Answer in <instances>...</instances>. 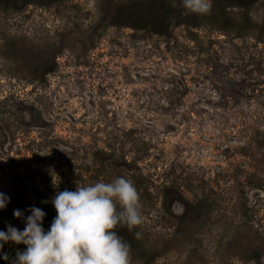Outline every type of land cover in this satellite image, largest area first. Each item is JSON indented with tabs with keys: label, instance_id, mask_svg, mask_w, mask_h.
<instances>
[{
	"label": "rangeland",
	"instance_id": "1",
	"mask_svg": "<svg viewBox=\"0 0 264 264\" xmlns=\"http://www.w3.org/2000/svg\"><path fill=\"white\" fill-rule=\"evenodd\" d=\"M148 1L0 9V223L35 206L49 230L57 191L124 177L145 218L118 234L131 264H264V0L235 24L212 0L171 36L142 27Z\"/></svg>",
	"mask_w": 264,
	"mask_h": 264
},
{
	"label": "clouds",
	"instance_id": "2",
	"mask_svg": "<svg viewBox=\"0 0 264 264\" xmlns=\"http://www.w3.org/2000/svg\"><path fill=\"white\" fill-rule=\"evenodd\" d=\"M182 15L210 13L212 0H181ZM75 191H57L51 199L57 215L46 232V213L35 206L28 209L23 231L11 226L0 231V248L8 242L26 245L17 250L10 264H131L130 245L115 231L126 227L133 232L144 223L143 205L133 181L116 177L110 182L90 185L75 182ZM53 187L58 184L53 181ZM10 198L0 192V209ZM16 218L23 213L16 209ZM140 239L141 233L135 232ZM4 260L9 257L4 255Z\"/></svg>",
	"mask_w": 264,
	"mask_h": 264
},
{
	"label": "trees",
	"instance_id": "3",
	"mask_svg": "<svg viewBox=\"0 0 264 264\" xmlns=\"http://www.w3.org/2000/svg\"><path fill=\"white\" fill-rule=\"evenodd\" d=\"M66 0H0V9L4 10H19L26 6L30 5H39L41 7H50L53 5L60 4ZM261 0H226L225 6H218L215 11V17L220 20H224L227 22L235 21L230 18L229 13L227 12V8L230 6L240 7L246 10H249L255 3ZM149 9L145 11L150 15V20L147 22L145 28L151 27L152 31L156 34H160L162 36H171L173 27L178 26H198L201 21V16L196 14H189L187 16L182 15L183 8L174 6L172 0H149L147 3ZM134 11L141 12V9L137 10L136 6L129 7L126 9V14H132ZM120 12V11H119ZM118 15V12H117ZM159 19L160 23L157 24L156 21ZM137 27V26H135ZM261 31L264 34V25L261 27ZM46 213L42 224L46 227V232L48 228V219L50 214ZM54 213L56 210L54 209ZM57 214V213H56ZM0 231H7V225L0 223ZM115 231L119 233H123L128 231L126 227H117ZM2 243V242H0ZM7 243L3 245V248H0V254L6 248ZM144 264H152L151 259L144 262Z\"/></svg>",
	"mask_w": 264,
	"mask_h": 264
},
{
	"label": "water",
	"instance_id": "4",
	"mask_svg": "<svg viewBox=\"0 0 264 264\" xmlns=\"http://www.w3.org/2000/svg\"><path fill=\"white\" fill-rule=\"evenodd\" d=\"M182 212V211H181Z\"/></svg>",
	"mask_w": 264,
	"mask_h": 264
}]
</instances>
